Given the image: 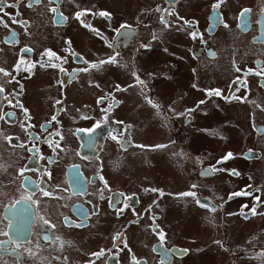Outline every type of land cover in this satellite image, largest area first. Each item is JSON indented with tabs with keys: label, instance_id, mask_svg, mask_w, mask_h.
<instances>
[{
	"label": "flooded vegetation",
	"instance_id": "flooded-vegetation-1",
	"mask_svg": "<svg viewBox=\"0 0 264 264\" xmlns=\"http://www.w3.org/2000/svg\"><path fill=\"white\" fill-rule=\"evenodd\" d=\"M109 2L0 0V264H263L264 239L231 235L264 231V0ZM170 42L195 74L172 101L175 65L142 62ZM175 212L203 234L175 241Z\"/></svg>",
	"mask_w": 264,
	"mask_h": 264
},
{
	"label": "rangeland",
	"instance_id": "rangeland-1",
	"mask_svg": "<svg viewBox=\"0 0 264 264\" xmlns=\"http://www.w3.org/2000/svg\"><path fill=\"white\" fill-rule=\"evenodd\" d=\"M233 1H235L236 3H239V4H243L245 0H233ZM201 2L203 5L205 2H207V0H201ZM109 3H110V6L115 10V12L117 14L127 12V11H129V8H130L129 4H127L126 2H125L124 6H122L121 4H117V3H120V0H110ZM188 4L195 9H192L191 12L189 11V14L187 16L193 14L194 13L193 11L196 12L195 16H199V13H197V12L199 10L200 4L195 3V2H189ZM181 7H184L185 10L189 9V7L186 6L185 4H181ZM182 10L183 9H181V12H184V13L187 12V11H182ZM177 38H178V36L176 37V39ZM177 41H179V40L177 39ZM79 43L75 42V44L78 47L82 48L83 47L81 45L82 42L80 44ZM179 43L181 45H184L180 41H179ZM166 47L168 48L169 52H167L166 49H163L162 51L156 52L152 55L147 54L146 57L142 58V62L144 64L143 68L145 70H152V72L156 71V68L158 69L157 64H158V61H161V60H163V61L166 60L170 64L175 65V68H169V67L166 68V71H169V69L171 71V73L168 75L169 78H167L166 81H157V84H155V86H157V88L158 87L164 88L163 89V97H165V99H167L169 101H172L174 98V93L176 92V88H178L180 90L181 89H187L188 82L191 80V78L195 77V74L193 72H190L188 74V72L186 70V67H188V65L184 61H181V60H183L180 56L181 54H179V55L177 53L173 54V51H178V50H182L184 52V54H187L188 48L186 46L183 48H179L175 44H172L170 42L169 45ZM222 47H224V46H222ZM3 52H5V49H3ZM163 54H166L167 56H171L172 59L164 56ZM179 78H181L182 81H178ZM161 84H164V85L162 86ZM128 101L129 100L125 99L126 105H127ZM178 103H179V100L176 99V102L174 104L177 105ZM94 111H96V107H94ZM127 117H129V116H127ZM214 118H216V120H219V119L223 118V115L215 113ZM209 123H210L209 119L204 120L202 122V124H205V125H207ZM230 133H232L233 139L235 140L236 144H233L229 141H226L223 144V147L226 151L231 152L234 156H236L235 152L238 151V144H239L238 138L235 136L236 132L234 130L230 131ZM141 137L143 138V136H141ZM161 138L163 139L164 137L161 136ZM161 138L157 134L144 137V139L146 141L147 140H159ZM187 141H188L190 147H192L194 149H201L203 147H206L207 145H210L213 147V148L209 149V150H211V152L213 151L214 154H217L220 157L224 156L222 154L221 150L217 149V148H219V145H217L216 141L207 139L204 136L199 135L198 133L195 135L194 134L191 135V137H190V135H187ZM254 167H255V165L248 167V169L253 170ZM145 172H147V170H145ZM170 174H171V172H170ZM163 176L166 178L167 175L163 174ZM174 178L176 179L177 177L174 176ZM171 218L172 219L176 218V220L173 221V220H171ZM169 223H170L171 237L175 238V241L180 242V243H184V244H187L189 242V239H190V237H193V234H196V233L201 234L203 232L202 229L204 227H206L205 221L203 220L202 217H198L195 215H193V216L183 215L179 212H177V213L175 212V214L173 216L172 215L170 216ZM236 226H238L241 229V232L237 231V233L231 235V238L233 239L234 242H239V243L243 242V244H241V245H244V244L248 243V241H251V240L255 241V240H263L264 239V231L261 232L258 229V223L253 222L247 226V228L249 229V233H245L242 231V227L245 228L246 226H243L242 224H239ZM210 232H211V229H210ZM206 234H208V232H206ZM207 236L210 237V235H207ZM187 238H188V240H187ZM194 238H197V237L195 236ZM245 239H246V241H245ZM252 251H255V250H252ZM201 255L202 254L191 256L190 258L185 260L184 264H217L218 263L219 256L214 254L213 252H210V253L206 254L205 256H201ZM199 259H200V261H199ZM198 261H199V263H198Z\"/></svg>",
	"mask_w": 264,
	"mask_h": 264
},
{
	"label": "snow or ice",
	"instance_id": "snow-or-ice-1",
	"mask_svg": "<svg viewBox=\"0 0 264 264\" xmlns=\"http://www.w3.org/2000/svg\"><path fill=\"white\" fill-rule=\"evenodd\" d=\"M30 2H31V0H30ZM8 6L11 7L12 5H8ZM214 7H215V6H214ZM247 14H248L247 11L243 12V13H242V18H243V16H246ZM100 15H101V16H106V15H108V14H106V13H104V12H101ZM77 18H79V14H78ZM121 27H122V28H125L126 26H125V25H122ZM117 31H119V30H117ZM193 35H195V34H193ZM49 54H50V53H49ZM107 62H114V58H112L110 61H107ZM102 63H103V62H102ZM93 67H95V65H93ZM0 71H3V70L0 69ZM5 74H7V73H5ZM140 83L143 84V81H140ZM2 93H3V88H0V95H2ZM215 94H216V95H220L219 91H217ZM2 118H3V117H0V119H2ZM160 147H163V146H160ZM230 157H231V154L229 153L228 156L225 157V158H223V159H227V158H230ZM232 174L235 175V172H233ZM193 187H194V186H193ZM181 195H185V196H189V195H191V196H194L195 193H192V192H186V193H182ZM210 210H214V208H210ZM252 212L255 213V208L252 209ZM161 238H163V234H161ZM94 255H96V254H94Z\"/></svg>",
	"mask_w": 264,
	"mask_h": 264
}]
</instances>
